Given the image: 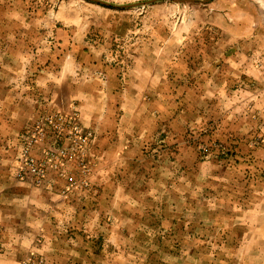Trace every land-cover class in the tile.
<instances>
[{"label": "rangeland", "instance_id": "374dc122", "mask_svg": "<svg viewBox=\"0 0 264 264\" xmlns=\"http://www.w3.org/2000/svg\"><path fill=\"white\" fill-rule=\"evenodd\" d=\"M247 4L241 1L234 19L217 0H0V212L9 211L27 133L52 113L44 109L42 78L47 87L59 85L71 59L84 67L75 77L89 79L107 41L118 58L169 59L177 79L201 58L212 65L248 58L249 51L231 45L254 39L250 27H264V10L252 22ZM232 19L240 22L234 39L226 26ZM165 100L163 111L144 121L151 130L133 132L142 160L117 162L107 203L98 196L96 227L82 221L73 230L81 237H60L61 227L49 228L48 236L59 237H43L33 228L34 255L18 264H264V130L247 111L232 113L227 98L224 108L216 97ZM57 112L75 113L86 131L78 112ZM51 139L43 149L55 133Z\"/></svg>", "mask_w": 264, "mask_h": 264}, {"label": "crops", "instance_id": "0c3cea01", "mask_svg": "<svg viewBox=\"0 0 264 264\" xmlns=\"http://www.w3.org/2000/svg\"><path fill=\"white\" fill-rule=\"evenodd\" d=\"M217 1L225 3L223 10L234 19L242 10V0ZM245 2H249L245 7L252 12L249 18L257 22L259 12L263 13L264 10V0ZM234 19L231 25H226L232 26L227 32L233 34V39L240 27V22ZM249 32L254 39L248 44L234 39L231 45L232 50L249 51L248 58L232 57L225 60L227 63L222 61L219 64L218 61L215 65L201 58L200 64L195 65V71L186 69L179 79L169 59H146L139 54L131 58H118L113 56L112 44L108 41L98 48L100 52L92 59L89 79L75 77L76 69L80 71L83 66L71 59L61 67L56 81L59 85L47 87V79L42 78L41 83L46 87L42 95L46 103L44 109L48 113L57 110L67 114L78 112L82 127L91 132L87 154L93 162V169L86 187L77 185L67 188L66 176L54 170H50L45 184L39 188L28 181L13 179L8 189L12 198L9 211L0 212V245L3 246L0 249V264H18L17 258H21L20 261L31 260L34 255L31 249L33 228L41 230L43 237H59L54 233L48 236L50 227L63 228L65 232L60 237H81L79 229L73 231L74 227L80 228L84 223L92 229L96 227L98 196L102 195L107 203L108 179L114 178L115 173L120 171L119 167L116 168L117 162L124 160L135 163L142 160L137 149V145L142 143L138 140L140 138L131 139L133 132L151 130V125L146 127L144 121H152L154 111H163L164 98L184 95L208 99V103L210 98L216 97L222 99V102H218L222 108L227 98L232 113L242 109L247 111L254 117L250 120L254 128L264 130V27L257 30L250 27ZM104 51L106 59L103 58ZM166 65L168 68H164ZM172 66L176 67L175 62ZM66 72L72 77L66 76ZM100 73L104 74V78H100ZM242 82L247 84L243 90L247 102L243 105L242 89H239ZM226 83H232L227 95ZM143 99H149V102L145 103ZM53 134L47 129L44 141L35 147V154H40L45 144L52 140ZM65 168L67 174L79 177L77 162H70ZM111 182L114 184L115 181ZM62 189H66L65 193H62ZM104 208L108 209V206ZM83 213L86 218L82 217Z\"/></svg>", "mask_w": 264, "mask_h": 264}, {"label": "built area", "instance_id": "2783aa9c", "mask_svg": "<svg viewBox=\"0 0 264 264\" xmlns=\"http://www.w3.org/2000/svg\"><path fill=\"white\" fill-rule=\"evenodd\" d=\"M76 116L75 113L65 115L57 111L52 112L45 115L41 123H37L35 129L27 133L22 149L21 165L16 172L19 180H29L35 186L42 187L51 169L59 175L66 176L67 188L77 185L88 186V176L92 172L93 162L88 158L87 147L92 134L79 127ZM47 129L55 133V142L45 147L41 157H37L33 149L37 141L44 138ZM73 161L77 162L79 168L77 178L67 174L65 168ZM65 190L62 189V193H65Z\"/></svg>", "mask_w": 264, "mask_h": 264}]
</instances>
